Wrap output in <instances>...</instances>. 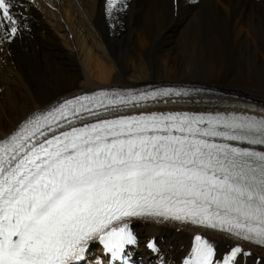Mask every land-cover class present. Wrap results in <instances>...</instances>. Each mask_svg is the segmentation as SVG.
<instances>
[{"label": "bare ground", "instance_id": "obj_1", "mask_svg": "<svg viewBox=\"0 0 264 264\" xmlns=\"http://www.w3.org/2000/svg\"><path fill=\"white\" fill-rule=\"evenodd\" d=\"M7 3L0 16V138L80 91L186 82L219 92L178 93L169 97L175 98L172 105L212 108L238 99L264 104V0ZM130 223L133 246H153L170 258L184 252L197 228L160 220ZM90 248L99 254L94 244ZM250 249L264 264V250Z\"/></svg>", "mask_w": 264, "mask_h": 264}, {"label": "rangeland", "instance_id": "obj_2", "mask_svg": "<svg viewBox=\"0 0 264 264\" xmlns=\"http://www.w3.org/2000/svg\"><path fill=\"white\" fill-rule=\"evenodd\" d=\"M177 84H181L180 82H178Z\"/></svg>", "mask_w": 264, "mask_h": 264}]
</instances>
